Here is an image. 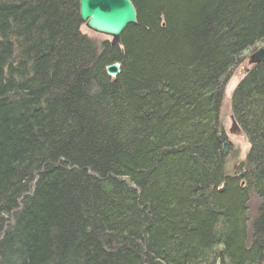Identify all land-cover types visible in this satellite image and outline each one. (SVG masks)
I'll use <instances>...</instances> for the list:
<instances>
[{
    "label": "trees",
    "instance_id": "16d2710c",
    "mask_svg": "<svg viewBox=\"0 0 264 264\" xmlns=\"http://www.w3.org/2000/svg\"><path fill=\"white\" fill-rule=\"evenodd\" d=\"M130 2L111 44L78 0H0V264H264V61L230 96L241 178L218 140L264 0Z\"/></svg>",
    "mask_w": 264,
    "mask_h": 264
},
{
    "label": "water",
    "instance_id": "95a60500",
    "mask_svg": "<svg viewBox=\"0 0 264 264\" xmlns=\"http://www.w3.org/2000/svg\"><path fill=\"white\" fill-rule=\"evenodd\" d=\"M78 8L84 26L92 32L109 36L111 44L119 43L124 28L136 23V12L130 0H78ZM263 61L264 46L249 55L247 64L252 66ZM119 67V63H112L105 67V72L114 78L119 73ZM230 118L232 125L237 127L233 117ZM218 140L222 142L221 136H218ZM226 152L227 143L223 142L222 153Z\"/></svg>",
    "mask_w": 264,
    "mask_h": 264
},
{
    "label": "rangeland",
    "instance_id": "374dc122",
    "mask_svg": "<svg viewBox=\"0 0 264 264\" xmlns=\"http://www.w3.org/2000/svg\"><path fill=\"white\" fill-rule=\"evenodd\" d=\"M83 30L92 37L94 40L99 41L103 39H110L109 36L98 34L86 29L83 26ZM263 47V45H257L256 49ZM252 53L251 48L247 49L242 54L241 63L235 66L230 76L225 84L222 101L220 104L219 115L223 128V136H225V140L229 142V146L227 147L228 151L225 155V169L231 175H236L240 177V174L243 172V163L245 160L246 153L249 149V144L244 136V134L240 131L234 132L231 130V108H230V96L231 93L238 83V81L243 77L245 73V69L248 68V57ZM258 203V199L255 197L253 193H250V201H249V213L253 215L256 206Z\"/></svg>",
    "mask_w": 264,
    "mask_h": 264
},
{
    "label": "flooded vegetation",
    "instance_id": "af4514ba",
    "mask_svg": "<svg viewBox=\"0 0 264 264\" xmlns=\"http://www.w3.org/2000/svg\"><path fill=\"white\" fill-rule=\"evenodd\" d=\"M226 141V140H225ZM228 145H229V142H228Z\"/></svg>",
    "mask_w": 264,
    "mask_h": 264
},
{
    "label": "bare ground",
    "instance_id": "6f19581e",
    "mask_svg": "<svg viewBox=\"0 0 264 264\" xmlns=\"http://www.w3.org/2000/svg\"><path fill=\"white\" fill-rule=\"evenodd\" d=\"M216 263H217V262H216ZM216 263H215V264H216ZM218 263H219V262H218Z\"/></svg>",
    "mask_w": 264,
    "mask_h": 264
}]
</instances>
